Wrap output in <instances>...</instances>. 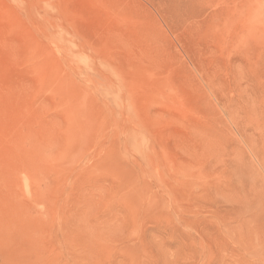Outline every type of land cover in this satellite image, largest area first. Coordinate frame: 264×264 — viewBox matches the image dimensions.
Masks as SVG:
<instances>
[{"label": "rangeland", "instance_id": "374dc122", "mask_svg": "<svg viewBox=\"0 0 264 264\" xmlns=\"http://www.w3.org/2000/svg\"><path fill=\"white\" fill-rule=\"evenodd\" d=\"M0 264H264V0H0Z\"/></svg>", "mask_w": 264, "mask_h": 264}]
</instances>
